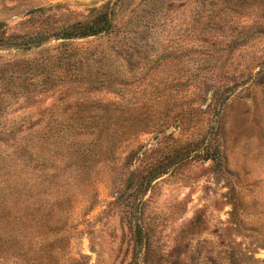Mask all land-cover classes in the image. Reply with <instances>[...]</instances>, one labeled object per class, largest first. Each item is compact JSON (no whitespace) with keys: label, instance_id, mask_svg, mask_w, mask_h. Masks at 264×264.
Instances as JSON below:
<instances>
[{"label":"rangeland","instance_id":"374dc122","mask_svg":"<svg viewBox=\"0 0 264 264\" xmlns=\"http://www.w3.org/2000/svg\"><path fill=\"white\" fill-rule=\"evenodd\" d=\"M0 22V264H264V0H0Z\"/></svg>","mask_w":264,"mask_h":264},{"label":"trees","instance_id":"16d2710c","mask_svg":"<svg viewBox=\"0 0 264 264\" xmlns=\"http://www.w3.org/2000/svg\"><path fill=\"white\" fill-rule=\"evenodd\" d=\"M4 25L0 22V45L5 44H12L14 46H17V42H13L9 40L4 35ZM111 29V22L106 14H101L97 16L93 21L91 22H77L70 26H67L65 28L60 29L57 33H55L54 37L56 39H62V40H69L74 38H80L85 36H92L99 33H106ZM44 37L41 34L27 37L24 39L23 44L25 43H39L41 42ZM139 239V237H137ZM136 238V239H137Z\"/></svg>","mask_w":264,"mask_h":264}]
</instances>
